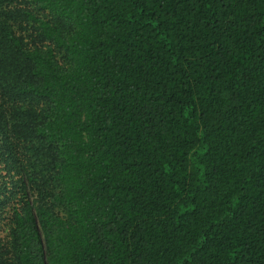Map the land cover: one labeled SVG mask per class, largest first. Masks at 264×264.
Returning <instances> with one entry per match:
<instances>
[{
    "label": "trees",
    "instance_id": "1",
    "mask_svg": "<svg viewBox=\"0 0 264 264\" xmlns=\"http://www.w3.org/2000/svg\"><path fill=\"white\" fill-rule=\"evenodd\" d=\"M0 178L1 264H264V0H0Z\"/></svg>",
    "mask_w": 264,
    "mask_h": 264
},
{
    "label": "rangeland",
    "instance_id": "2",
    "mask_svg": "<svg viewBox=\"0 0 264 264\" xmlns=\"http://www.w3.org/2000/svg\"><path fill=\"white\" fill-rule=\"evenodd\" d=\"M26 41L30 42L27 38H26ZM0 180H1V178H0ZM9 229H10V223H9V212H8L6 214V218L2 222V227L0 230V240H1V243L6 246L5 250L8 254V255H6V256H8V259H9ZM5 260H7V259H5Z\"/></svg>",
    "mask_w": 264,
    "mask_h": 264
}]
</instances>
